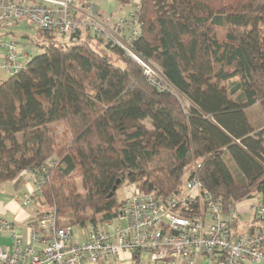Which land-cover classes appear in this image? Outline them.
<instances>
[{"label": "trees", "instance_id": "16d2710c", "mask_svg": "<svg viewBox=\"0 0 264 264\" xmlns=\"http://www.w3.org/2000/svg\"><path fill=\"white\" fill-rule=\"evenodd\" d=\"M137 5L128 47L169 87L149 81L125 48L80 30L59 42L36 29L42 52L0 81V184L26 170L43 178L31 225L51 211L60 226L102 224L118 215L123 184L166 198L185 167L224 214L255 195L264 205V135L245 113L264 105V0Z\"/></svg>", "mask_w": 264, "mask_h": 264}, {"label": "built area", "instance_id": "2783aa9c", "mask_svg": "<svg viewBox=\"0 0 264 264\" xmlns=\"http://www.w3.org/2000/svg\"><path fill=\"white\" fill-rule=\"evenodd\" d=\"M93 5V0H0V24L4 28L23 15L32 20L36 29L51 33L55 39L70 38L84 27L92 35L107 39L105 42L125 48L106 34L104 26L97 21L99 15ZM135 8H138L137 2ZM122 22L128 30L122 40L128 43L130 35L136 33L132 26L135 12ZM128 52L130 54V49ZM30 55L26 44L17 43L15 38L0 32V72L8 76L17 73L26 66ZM132 57L142 65L148 80L157 84L149 78L151 64L138 56ZM189 170V167L184 168V183L179 192L161 198L153 192L135 190L120 200L115 218L102 224H88L79 242L72 239L70 227L57 223L55 211L47 212L35 220L36 225L29 226L26 244L13 234L11 244L0 245V263L117 264L123 254L134 261L135 254L146 252L152 261L161 264H198L201 256L206 258L207 264L216 259H220V264H243L247 259L254 264H264L261 198H254L251 210L263 227L233 236L232 218H223L220 203ZM31 176L35 191L25 196L23 205L30 202L43 179L34 172ZM204 215L209 217V222ZM12 229V223L0 217V233Z\"/></svg>", "mask_w": 264, "mask_h": 264}, {"label": "crops", "instance_id": "0c3cea01", "mask_svg": "<svg viewBox=\"0 0 264 264\" xmlns=\"http://www.w3.org/2000/svg\"><path fill=\"white\" fill-rule=\"evenodd\" d=\"M98 6V15L102 16L103 13L109 15L114 18L113 14L118 13L119 6L115 0H95ZM115 12V13H114ZM104 16V15H103ZM104 18V17H103ZM120 18V17H119ZM128 30L126 29L123 32V36L126 37L128 35ZM26 173L29 175L30 181L33 183L32 176L28 172V170L24 171L20 175V179L18 181H11L12 186H6L5 183L0 184V217L12 223L13 229L9 231H4L0 233V245H8L11 244L15 234V236L19 237L22 244H26L29 240V226L32 221L35 219V215L38 210L41 209V204L34 199H37L36 195H32L31 203L29 205H23L24 198L27 194L34 192V183L27 182L25 185V180L23 178L26 177ZM16 181V183H15ZM23 187L22 196L19 195L18 189L15 187L21 185ZM260 197V195H255L251 198L252 201L241 200L235 204L234 207H231L228 214L223 213V218H232V222L235 223L236 232L238 234H246L257 230L258 228H262V224L258 222L253 215L251 210V205L254 202V198ZM243 219V221L240 220ZM204 219L206 222H209L210 219L207 215H204ZM72 231V239L75 241L82 240L84 238V233H81L79 237V230L74 231L73 227H71ZM76 234V238L74 237ZM233 236H237L234 234L232 230ZM134 261L130 258L128 254H123L122 259L117 262V264H161L159 262H154L150 259L149 255L146 252H139L134 255ZM220 259L213 260L211 264H220ZM1 264V263H0ZM198 264H207L206 258L201 256L198 260ZM243 264H254L250 259H247L243 262Z\"/></svg>", "mask_w": 264, "mask_h": 264}, {"label": "rangeland", "instance_id": "374dc122", "mask_svg": "<svg viewBox=\"0 0 264 264\" xmlns=\"http://www.w3.org/2000/svg\"><path fill=\"white\" fill-rule=\"evenodd\" d=\"M138 0H132L131 2H129L128 4L122 6L121 8H119L117 11V14H113L114 18L110 17L109 15L103 13L102 16L98 17V22L101 23L104 28H105V32L108 36L113 37L116 41L120 42L128 51H129V47H128V43L126 41H123L122 38H124V36L122 35L123 32H125V25L123 24L122 20H124L125 18H130V14L133 13L135 11V7H136V2ZM94 4V8L96 10V12H98V6L95 0H93ZM84 11H86V7L82 6L81 7ZM115 13V12H114ZM82 19H85L82 17ZM104 17V18H103ZM120 17V18H119ZM0 32H2V35L4 36H9L12 38H15V41L17 43H24L27 45V49L30 51L31 55H36L38 53L42 52V49L35 43L38 42V40L40 41L41 39L35 34L36 33V26L34 23H32V20L28 19L27 17L21 15L20 18L18 17L17 21H12L10 22L8 25H4V28L1 27L0 24ZM81 32L82 34L86 33V29L84 27H81ZM59 42H67L69 37L68 36H64V37H58L56 38ZM104 40V39H103ZM107 40V39H105ZM105 40L103 42H105ZM149 71L150 74V79L155 81L157 84H160L161 86H166L168 85V83L166 82V80L164 79L160 69L155 65V64H151V68ZM6 77H8L7 73L4 72H0V81L5 79ZM181 101L183 103V106L185 108L189 107V102L181 97ZM245 113L246 116L248 117L249 121L251 122V124L253 125L255 131H262V135H264V111H263V103L260 101L252 104L251 106H248L245 108ZM51 127L53 128V132L56 134V136L59 138L61 131H62V127L63 124L62 122L60 123H53L51 124ZM16 137L18 140H20L21 137V131L17 130L16 132ZM59 141V139H57ZM229 169L233 172V174L236 176L237 172H236V166L234 164V162L227 158L225 159ZM185 177H183L184 179ZM25 180V185L27 182L31 183V185L33 184L30 179H29V175L26 173V177L23 178ZM11 181H6L4 182L6 184V186H12ZM24 183V182H23ZM17 186L14 188V190L17 188L19 195L22 196V184ZM3 184V183H2ZM77 185H78V189L80 191H82V187H81V180H77ZM134 192V186L131 184H123L119 190L117 191V196H118V200H122L124 198H126L127 196L131 195ZM33 198V197H32ZM32 200V199H31ZM30 200V202L27 204L29 205L32 201ZM37 199H34L33 202H36ZM244 200H248V201H252L251 198L249 199H244ZM26 205V206H27ZM241 221H243L242 218H240ZM74 231H78L79 230V237L81 235V233H86L87 231V227H81V226H72ZM74 237L76 238V234H74Z\"/></svg>", "mask_w": 264, "mask_h": 264}, {"label": "water", "instance_id": "95a60500", "mask_svg": "<svg viewBox=\"0 0 264 264\" xmlns=\"http://www.w3.org/2000/svg\"><path fill=\"white\" fill-rule=\"evenodd\" d=\"M131 55L137 56L134 53L130 52ZM263 111H264V105H263ZM125 176L124 174H121V177L116 180L115 185L113 186V191L116 190L117 186L121 184L122 181H124Z\"/></svg>", "mask_w": 264, "mask_h": 264}]
</instances>
